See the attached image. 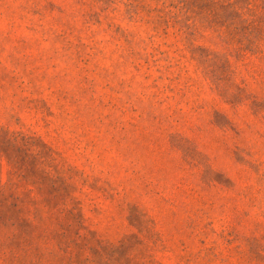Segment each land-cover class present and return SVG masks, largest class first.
Instances as JSON below:
<instances>
[{
    "label": "rangeland",
    "instance_id": "1",
    "mask_svg": "<svg viewBox=\"0 0 264 264\" xmlns=\"http://www.w3.org/2000/svg\"><path fill=\"white\" fill-rule=\"evenodd\" d=\"M0 264H264V0H0Z\"/></svg>",
    "mask_w": 264,
    "mask_h": 264
}]
</instances>
